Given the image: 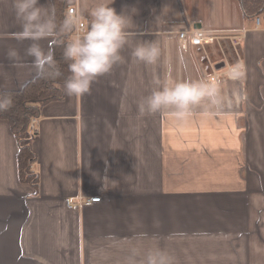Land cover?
<instances>
[{
	"label": "crops",
	"instance_id": "0c3cea01",
	"mask_svg": "<svg viewBox=\"0 0 264 264\" xmlns=\"http://www.w3.org/2000/svg\"><path fill=\"white\" fill-rule=\"evenodd\" d=\"M66 1L85 26L102 2ZM12 3L0 0L4 90L37 75L25 55L31 41L15 38ZM39 3L53 10L51 0ZM110 7L135 25L122 62L89 93L69 96L62 84V100L41 108L31 141L36 188L20 179L17 140L0 119V264H123L128 241L149 247L153 237L176 264H264V251L253 248L264 244V23L256 29L244 20L237 0H113ZM192 29L212 38L194 45ZM53 39L39 43L47 51ZM141 40L159 45L155 64L132 56ZM10 48L21 60L8 58ZM230 68L239 69L236 79ZM208 77L221 82L223 109L196 107L183 120L172 108L140 115L153 89ZM81 195L101 199L70 209L66 200Z\"/></svg>",
	"mask_w": 264,
	"mask_h": 264
},
{
	"label": "clouds",
	"instance_id": "9594fccd",
	"mask_svg": "<svg viewBox=\"0 0 264 264\" xmlns=\"http://www.w3.org/2000/svg\"><path fill=\"white\" fill-rule=\"evenodd\" d=\"M113 0H102L90 10V19L82 33L70 36L81 27V15L73 13L58 20L54 10L46 11L39 0H13L12 8L20 22V31L15 33L18 41H31L25 55L32 58L31 67L37 76L55 79L61 71L51 49L45 51L39 41L54 38L63 44L62 56L67 62L68 75L63 81L69 96H81L91 91L94 81L122 62L121 50L133 34L135 25L131 17L118 14L110 5ZM12 61L21 60L15 48L7 51ZM132 56L147 65L155 64L160 56L159 45L154 40H141L132 51ZM182 60V58H181ZM238 68H230L229 76L236 79ZM10 93H0V112L13 107ZM227 103L222 93L221 82L216 77L183 79L153 89L139 102L141 116L151 115L164 108L174 109L177 119H187L196 107L206 110H221ZM149 247L128 241L123 264H176L173 253L162 246L157 237Z\"/></svg>",
	"mask_w": 264,
	"mask_h": 264
},
{
	"label": "trees",
	"instance_id": "16d2710c",
	"mask_svg": "<svg viewBox=\"0 0 264 264\" xmlns=\"http://www.w3.org/2000/svg\"><path fill=\"white\" fill-rule=\"evenodd\" d=\"M243 12L244 20L254 19L264 12V0H237ZM53 10L58 20L67 16L66 0H51ZM73 33L67 38L70 39ZM51 50L59 64L61 74L55 79H45L35 76L18 90H4L0 87V93H10L13 98V107L5 112H0V119L8 121L10 128L16 137L18 144V168L22 181L37 186V174L31 170L35 160L31 150V141L36 136V129H31L29 124L32 118L41 115V108L51 102L62 100L63 94L60 85L68 75L67 62L64 61L62 52L63 44L53 39Z\"/></svg>",
	"mask_w": 264,
	"mask_h": 264
},
{
	"label": "built area",
	"instance_id": "2783aa9c",
	"mask_svg": "<svg viewBox=\"0 0 264 264\" xmlns=\"http://www.w3.org/2000/svg\"><path fill=\"white\" fill-rule=\"evenodd\" d=\"M66 13L68 16V15H71V14L77 13V12L75 11V9L73 7H68L66 9ZM253 20H254V28H256V29L260 28L262 26V24L264 23V12L262 14L256 16ZM84 26H85V24L81 20V27H79L76 32H73V36L78 34V33H82L84 30ZM185 36H186V33L180 34V37H182V38ZM189 36H190L191 43L194 45H201L202 43L206 42V40H210L212 38L209 36L207 37L203 30H196V29L190 30ZM237 39H239V38L237 37ZM36 123H37V118H32L30 121V124H29L30 128L36 129L35 128ZM100 199L101 198L99 196L88 197V196L81 195L78 197V200L76 202H71L69 200H66V204L70 209H75L77 206H86V205H89V204H92L95 202H99Z\"/></svg>",
	"mask_w": 264,
	"mask_h": 264
},
{
	"label": "rangeland",
	"instance_id": "374dc122",
	"mask_svg": "<svg viewBox=\"0 0 264 264\" xmlns=\"http://www.w3.org/2000/svg\"><path fill=\"white\" fill-rule=\"evenodd\" d=\"M68 8V7H67ZM258 153H256L257 155ZM264 156V154H263ZM246 169L249 170V165H246ZM262 171L264 172V166L262 168ZM262 199V198H261ZM263 201V199H262ZM261 231H262V235L264 237V220L262 221V226H261ZM253 248H255L257 251H264V244H260L258 242V240L253 244Z\"/></svg>",
	"mask_w": 264,
	"mask_h": 264
},
{
	"label": "water",
	"instance_id": "95a60500",
	"mask_svg": "<svg viewBox=\"0 0 264 264\" xmlns=\"http://www.w3.org/2000/svg\"><path fill=\"white\" fill-rule=\"evenodd\" d=\"M224 66H225V62H224V61H220V62H218V63H216V64L214 65V68H215L216 70H219V69L223 68Z\"/></svg>",
	"mask_w": 264,
	"mask_h": 264
}]
</instances>
